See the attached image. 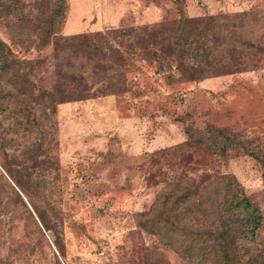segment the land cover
Here are the masks:
<instances>
[{
    "label": "rangeland",
    "instance_id": "rangeland-1",
    "mask_svg": "<svg viewBox=\"0 0 264 264\" xmlns=\"http://www.w3.org/2000/svg\"><path fill=\"white\" fill-rule=\"evenodd\" d=\"M66 5L63 36L261 10L264 0H66ZM9 20L0 18V40L15 57L50 60L51 46L25 49L18 25L11 27ZM23 68L36 94L39 87L52 89L49 61L45 68ZM141 68V75H128L137 81L124 94L58 105L47 99L35 117L0 111V158L1 148L28 157L29 176L21 174L25 189H13L31 215L26 226L24 218L12 215L14 228L8 214L0 212V264H183L139 224L165 183L183 172L197 177L206 170L235 178L264 217V67L198 83L171 82L151 67ZM98 86L90 93L96 94ZM212 129L241 134L253 156L231 153L224 159L190 146L168 159L149 157L184 144L186 131L209 140ZM0 174L13 186L1 166ZM37 176L46 181L44 190H34ZM0 186L7 188L4 179ZM27 193H36L39 213L53 227L50 236L57 246L41 228ZM0 201L19 205L12 193Z\"/></svg>",
    "mask_w": 264,
    "mask_h": 264
},
{
    "label": "trees",
    "instance_id": "trees-1",
    "mask_svg": "<svg viewBox=\"0 0 264 264\" xmlns=\"http://www.w3.org/2000/svg\"><path fill=\"white\" fill-rule=\"evenodd\" d=\"M66 12V0L30 3L0 0V18L10 19L11 27L18 25L20 44L25 49L33 46L37 51L51 46L53 57V60L52 57L35 61L20 59L0 40V84L7 90L6 93L0 90V111L15 109L25 112L26 117H35L47 99L58 105L94 96L124 94L137 81L128 75H141L142 66L151 67L155 74L179 83H198L264 67V9L191 18L182 16L152 25L110 29L104 34L63 36L60 29ZM47 61L54 68L53 91L39 87L36 94L29 72L23 67L45 68ZM76 61L78 66H75ZM91 81L94 84H89ZM39 82L42 83V79ZM97 83L100 86L96 94H91L92 86ZM2 87L0 85V89ZM210 132L212 137L207 140L186 131L184 144L160 150L149 157L168 159L190 146L224 159L231 153L253 156L241 134L226 129ZM1 156L0 166L13 186L0 174L7 187L0 186V199L12 193L19 205L16 207L5 201L0 204V212L8 214L7 221L14 228L12 215L24 218L26 226L31 218L30 211L14 189L21 192L25 189L21 174L29 176L26 172L28 157L23 152L20 155L3 148ZM31 162L36 166V161ZM34 180V190H44V178L37 176ZM173 180L165 183L150 210L144 214L146 222L139 223L147 233L157 237L159 243L183 264H264L261 236L264 217L235 178L203 170L197 177L183 172ZM26 196L34 212H38L41 228L52 239L53 227L39 213L36 193ZM52 242L57 246L54 239Z\"/></svg>",
    "mask_w": 264,
    "mask_h": 264
}]
</instances>
